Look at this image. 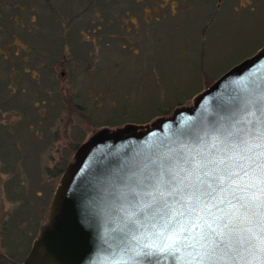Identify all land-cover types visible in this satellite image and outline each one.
Returning a JSON list of instances; mask_svg holds the SVG:
<instances>
[{"label":"rangeland","instance_id":"1","mask_svg":"<svg viewBox=\"0 0 264 264\" xmlns=\"http://www.w3.org/2000/svg\"><path fill=\"white\" fill-rule=\"evenodd\" d=\"M86 1L0 9V250L13 258L58 181L47 168L71 156L70 143L150 122L264 44V0H94L80 11ZM10 210L18 224L5 226Z\"/></svg>","mask_w":264,"mask_h":264},{"label":"water","instance_id":"2","mask_svg":"<svg viewBox=\"0 0 264 264\" xmlns=\"http://www.w3.org/2000/svg\"><path fill=\"white\" fill-rule=\"evenodd\" d=\"M262 117L264 44L215 76L191 101L145 124L98 128L80 141L59 174L47 216L26 254L16 260L0 250V264H194L191 249L154 234L162 231L151 226L156 223L151 219L155 210L145 219L132 193L159 174L162 161L184 156L198 162L201 154L222 148L221 133L236 132ZM260 151L253 148L251 154L256 157ZM257 176L251 170L248 176L241 173L237 183L256 184ZM233 187L225 184L228 192L217 191L212 208L217 215L229 210ZM244 195L257 213L251 215V222L237 225L246 243L220 258H235L234 264H261L264 221L258 213L264 209L257 205L264 196L258 187H249ZM169 199L173 208L185 210L176 199ZM166 219L171 217H157L161 224ZM197 219L191 214L178 218L185 225ZM133 222L135 228H130Z\"/></svg>","mask_w":264,"mask_h":264},{"label":"snow or ice","instance_id":"3","mask_svg":"<svg viewBox=\"0 0 264 264\" xmlns=\"http://www.w3.org/2000/svg\"><path fill=\"white\" fill-rule=\"evenodd\" d=\"M221 137L218 139L222 148L215 153L201 154L198 162L196 157L184 156L176 161H162L159 174H154V179L150 178L140 191L132 193V199L137 202L139 213L145 219L155 210L156 214L151 219L156 223L151 226L162 231L154 234L191 249L189 255L194 264H234L235 258L222 261L220 254L235 253L238 245L246 243L237 225L251 222V215L257 214L252 212V205L244 193L249 187H258L261 196H264V117L248 122V126L241 125L236 132L221 133ZM253 148L261 150L256 157L251 154ZM250 170L258 172V182L253 185L238 184L241 173L248 176ZM225 184L234 186L229 192L231 199L227 201L230 207L223 215H217L212 208L216 207L217 191H229ZM169 198L176 199L185 210L173 208ZM210 204L212 207H209ZM257 207L264 209V199ZM173 213L176 215L173 216ZM190 214L198 219L189 220L187 225L179 223L180 216ZM258 214L264 221V212ZM166 216L171 219L159 223L157 217L164 219ZM135 223L130 228H135ZM193 224L195 227H192ZM259 240L261 251H264V237Z\"/></svg>","mask_w":264,"mask_h":264},{"label":"trees","instance_id":"4","mask_svg":"<svg viewBox=\"0 0 264 264\" xmlns=\"http://www.w3.org/2000/svg\"><path fill=\"white\" fill-rule=\"evenodd\" d=\"M94 0H87L86 1V3L83 5V7H82V10H80V11H84V10H86V9H88V8H91V7H93V5H92V2H93ZM5 3V0H0V9H2V6H3V4ZM17 3H14V5H16ZM87 5V6H86ZM52 8V7H51ZM80 11H78V12H80ZM74 13V12H73ZM76 14H77V12H76ZM0 20L2 21V23L3 24H5V25H7L4 21L5 20H3L2 19V14H1V11H0ZM214 77H209V78H207L205 81H204V84L205 85H207L212 79H213ZM205 85H203V86H205ZM69 101H70V103L74 106V105H76L75 103H73L70 99H69ZM169 110H171L170 108L168 109V110H166V112L167 111H169ZM80 141H76V142H72V143H70V145H71V147H72V152L74 151V149L76 148V146L78 145V143H79ZM71 156H69V157H66V156H59L53 163H52V165L51 166H49L48 168H47V171H49V173L50 174H53V175H58L59 176V174H60V172L65 168V165H66V163H67V161H68V159L70 158ZM11 169L13 170V171H16V166H13V167H11L10 168V171H11ZM18 173H19V171H18ZM14 178V179H13ZM8 181H9V183H12V185H20V186H22L23 185V177H19V176H13L12 174H11V176L8 178ZM12 188H13V186H11ZM17 188L18 187H16V189L15 188H13V193H12V195H18V194H16L17 193ZM53 189V188H52ZM20 190V189H19ZM9 193V192H8ZM51 194H52V191H51V193H50V196H51ZM50 196L48 197V199H47V203L44 205V208L42 209V212L41 213H35L36 215V220H35V225H34V227H33V230L30 232V234H28L29 236H28V239H27V245H26V247H25V250H23V252L21 253V256H16V258H13L11 255L12 254H15L14 252H13V250H11V249H8V248H4V250H2L3 252H5L9 257H11V258H13V259H16V260H20V259H22V257L26 254V252H27V250H28V248H29V246H30V244H31V242H32V239L35 237V235L37 234V231H38V228H39V226H40V224L45 220V218H46V216H47V213H48V211H49V202H50ZM20 198L21 199H23L21 196H20ZM29 199V197L27 198V200ZM13 200H15V203H14V205L15 204H18V203H16V199H13ZM19 206H21V204L19 205H15L14 206V208L16 207V209L19 207ZM16 213H17V211H15ZM10 216L13 218L12 220H10V221H8L7 223H5V226H7L9 223H13V222H15V223H13V224H15V225H17L18 224V221H16V219L14 218V216H13V213H12V211L10 210ZM15 219V220H14ZM29 220V219H28ZM12 221V222H11ZM30 221V220H29ZM26 233H28V232H26ZM4 242H6V241H4ZM16 255V254H15Z\"/></svg>","mask_w":264,"mask_h":264},{"label":"flooded vegetation","instance_id":"5","mask_svg":"<svg viewBox=\"0 0 264 264\" xmlns=\"http://www.w3.org/2000/svg\"><path fill=\"white\" fill-rule=\"evenodd\" d=\"M37 193H38V192H37ZM52 194H53V191H52ZM52 194H51V196H50V201H51ZM49 205H50V202H49Z\"/></svg>","mask_w":264,"mask_h":264}]
</instances>
